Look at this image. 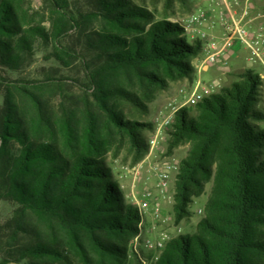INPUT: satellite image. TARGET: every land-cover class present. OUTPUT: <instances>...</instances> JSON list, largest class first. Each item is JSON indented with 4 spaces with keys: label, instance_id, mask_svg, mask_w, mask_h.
<instances>
[{
    "label": "trees",
    "instance_id": "16d2710c",
    "mask_svg": "<svg viewBox=\"0 0 264 264\" xmlns=\"http://www.w3.org/2000/svg\"><path fill=\"white\" fill-rule=\"evenodd\" d=\"M42 1L49 30L33 22L27 0H0V199L19 207L4 226L13 260L0 264H143L132 244L141 217L102 158L114 136L143 157L141 129L151 124L130 120L123 107L143 112L170 82L192 78L203 43L131 0ZM92 19L98 29L87 28ZM71 31L79 49L63 42ZM39 46L55 66L40 79L11 80ZM76 63L78 102L50 107L40 93L63 92L61 68ZM261 96L249 69L175 114L167 149L189 145L174 181L175 222L213 186L196 231L169 240L155 264H264Z\"/></svg>",
    "mask_w": 264,
    "mask_h": 264
},
{
    "label": "rangeland",
    "instance_id": "374dc122",
    "mask_svg": "<svg viewBox=\"0 0 264 264\" xmlns=\"http://www.w3.org/2000/svg\"><path fill=\"white\" fill-rule=\"evenodd\" d=\"M134 3L147 8L153 13L155 19L161 17H168L172 22L180 23L184 28L189 38H196L197 33L194 28L189 27L190 15L204 11L207 15L208 21L203 28L207 29L211 22L215 21L216 3L219 0H131ZM258 11L264 10V0H254ZM29 6L27 7L29 13L33 15V22L35 24H42L48 30L50 29L51 13L48 5L42 0H27ZM100 22L92 19L88 22L87 28L89 30L98 29ZM198 28L202 26H197ZM211 34L212 32L209 31ZM82 39L76 31H71L64 39V44L75 47L77 49L81 46ZM236 57L229 58V64L223 66L218 62L214 68L207 73L201 69L203 56L197 57L193 64L196 68V73L192 78H183L176 82H170L168 86L158 92L155 98L146 104V110L141 112L128 105L123 107L124 113L130 120L138 121L143 124H151V128L141 129V135L147 144V151L139 160H136V154L129 146L125 138L114 136L107 147V151L103 155V162L107 168L111 170L113 180L120 186L125 204H130L138 210L141 217L139 223L140 233L133 240V248L143 255V264H155L161 254L165 244L180 235L191 234L196 231L198 222L204 217L205 203L207 202L213 182L205 184L204 192L199 198H195L193 203L189 206L190 214L185 219L176 223L172 211L174 181L178 172L179 162L184 159L189 151V145L183 144L173 148L171 151L167 149V129L171 127L172 122L168 127H165L159 135V144L155 148H150L149 140L156 135V122L161 119V112L169 114L172 108L190 107L187 100L194 88L197 80H201L207 86V92L204 96L219 90L210 91L209 85L217 79H220L222 72L225 73L226 79L222 81L221 86H228L232 82L239 79V75L247 70L254 71L255 74H262V68L258 64H254L247 60V52L240 46L236 45ZM50 49L39 46L36 55L30 63H26L18 73H13L11 80L15 79H40L46 72L55 66L52 60H49ZM61 76H65L67 87L63 88V92L55 95L47 92H41L40 95L44 100L49 101L50 107L60 108V103L65 105H75L79 100L80 89L73 81L77 77H81L82 73L78 64L64 69L61 68ZM6 74V73H5ZM10 80V81H11ZM23 86V85H22ZM5 88L0 87V106L2 105ZM20 101V98L17 97ZM263 110L261 104L256 107ZM177 111V112H178ZM176 112V113H177ZM175 113V114H176ZM175 114L173 118L175 117ZM173 121V119H172ZM264 130V122L259 123ZM176 167L171 171L167 188L162 191L160 180L157 172L164 169L166 165ZM145 204V205H144ZM18 205L10 200L0 199V262L3 259L9 258L6 253V232L4 226L9 222L18 210ZM162 243L159 247L158 243ZM8 264H16L10 262Z\"/></svg>",
    "mask_w": 264,
    "mask_h": 264
},
{
    "label": "built area",
    "instance_id": "2783aa9c",
    "mask_svg": "<svg viewBox=\"0 0 264 264\" xmlns=\"http://www.w3.org/2000/svg\"><path fill=\"white\" fill-rule=\"evenodd\" d=\"M215 21L209 28L218 29V34H210L203 26L208 21L204 11L190 15L189 27H193L197 37L202 41V56L205 65H216L221 62L223 66L229 64L230 51L240 45L248 54L247 60L258 64L262 68V74L258 75L261 82V106L264 110V10L258 11L254 0H219L216 3ZM197 26H202L198 28ZM226 79L222 72L220 79L214 80L210 85V91L220 88L222 81ZM207 86L199 79L187 100L188 105H195L204 97ZM178 108H172L171 112H161V119L157 120L156 135L149 140L150 148L158 146L159 135L165 127L172 122ZM173 168L170 164L157 172L162 191L166 190L168 180ZM145 205V204H144ZM161 247L162 243H158Z\"/></svg>",
    "mask_w": 264,
    "mask_h": 264
},
{
    "label": "crops",
    "instance_id": "0c3cea01",
    "mask_svg": "<svg viewBox=\"0 0 264 264\" xmlns=\"http://www.w3.org/2000/svg\"><path fill=\"white\" fill-rule=\"evenodd\" d=\"M207 30L212 32L211 34H218V29L217 28L211 29V28L207 27ZM236 52H237V48L235 47L234 49H232L230 51V56L232 58H235L236 57ZM202 63H204L203 59H202ZM214 66L215 65H208L207 66V65L203 64L201 69L204 71V73H207V72H210L214 68Z\"/></svg>",
    "mask_w": 264,
    "mask_h": 264
}]
</instances>
